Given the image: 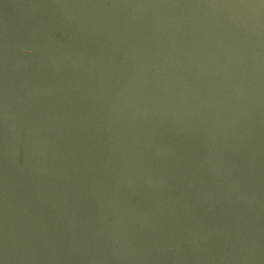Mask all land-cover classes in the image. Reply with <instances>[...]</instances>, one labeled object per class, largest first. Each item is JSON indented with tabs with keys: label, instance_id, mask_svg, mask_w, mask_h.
I'll return each instance as SVG.
<instances>
[{
	"label": "water",
	"instance_id": "1",
	"mask_svg": "<svg viewBox=\"0 0 264 264\" xmlns=\"http://www.w3.org/2000/svg\"><path fill=\"white\" fill-rule=\"evenodd\" d=\"M0 264H264V0H0Z\"/></svg>",
	"mask_w": 264,
	"mask_h": 264
}]
</instances>
